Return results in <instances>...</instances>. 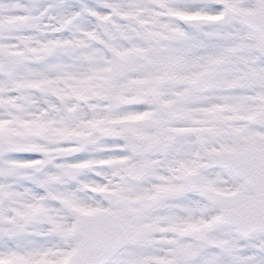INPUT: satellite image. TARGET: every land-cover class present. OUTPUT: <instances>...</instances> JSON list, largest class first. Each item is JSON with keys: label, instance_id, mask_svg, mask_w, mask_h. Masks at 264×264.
I'll return each instance as SVG.
<instances>
[{"label": "snow or ice", "instance_id": "1", "mask_svg": "<svg viewBox=\"0 0 264 264\" xmlns=\"http://www.w3.org/2000/svg\"><path fill=\"white\" fill-rule=\"evenodd\" d=\"M0 264H264V0H0Z\"/></svg>", "mask_w": 264, "mask_h": 264}]
</instances>
